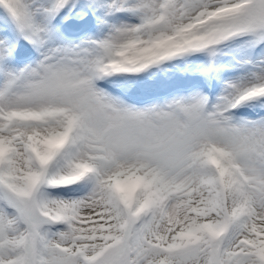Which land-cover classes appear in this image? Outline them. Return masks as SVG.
I'll return each mask as SVG.
<instances>
[{
	"label": "snow or ice",
	"instance_id": "obj_1",
	"mask_svg": "<svg viewBox=\"0 0 264 264\" xmlns=\"http://www.w3.org/2000/svg\"><path fill=\"white\" fill-rule=\"evenodd\" d=\"M0 264H264V0H0Z\"/></svg>",
	"mask_w": 264,
	"mask_h": 264
}]
</instances>
